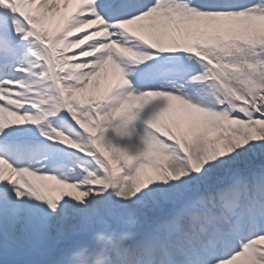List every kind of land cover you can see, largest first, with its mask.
<instances>
[{
  "label": "snow or ice",
  "instance_id": "1",
  "mask_svg": "<svg viewBox=\"0 0 264 264\" xmlns=\"http://www.w3.org/2000/svg\"><path fill=\"white\" fill-rule=\"evenodd\" d=\"M0 264H264V0H0Z\"/></svg>",
  "mask_w": 264,
  "mask_h": 264
}]
</instances>
